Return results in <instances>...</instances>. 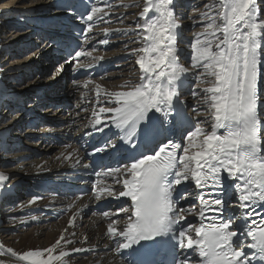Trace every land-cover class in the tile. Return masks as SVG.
Wrapping results in <instances>:
<instances>
[{"label": "snow or ice", "instance_id": "obj_1", "mask_svg": "<svg viewBox=\"0 0 264 264\" xmlns=\"http://www.w3.org/2000/svg\"><path fill=\"white\" fill-rule=\"evenodd\" d=\"M130 7L140 5L98 0L86 8L76 17L84 25V43L94 39L97 22L110 23L107 18L116 9ZM138 17L135 27L103 28L105 38L98 41L108 45V37L116 32L129 38L126 49L129 44L139 45L129 49L136 57L138 81H129L121 85L126 90L118 91L93 80L78 83L85 89L94 85L95 105L86 124L91 133L85 135L99 133L101 139L83 156L73 148L60 158L87 170L92 165L83 163L84 159L119 153L116 166L94 171L91 198L123 199L114 211H102L100 218L109 221L103 235L117 253L132 249L136 264H264V213L257 211L264 208V98L260 94L264 0L204 3L199 10L201 30L190 44V66L181 63L183 20L176 0H143ZM94 52V45L91 51L78 47L69 52L55 66L53 78L67 64L90 68L104 59ZM85 57L91 58L88 64L81 62ZM189 75L205 85L191 90L192 97L203 93L204 106L203 111L192 108V119L185 114L181 99ZM86 98L82 93V99ZM177 129L187 132L179 141L172 138ZM226 179L233 182L236 199L232 206L239 210L234 215L226 214ZM9 180L8 174L0 172V189L6 190ZM186 183L194 188L177 195L179 186ZM193 196L197 203L181 206L180 201ZM42 198L33 194L21 207L35 205ZM69 207L74 208V202ZM86 207H75L67 227L48 247L18 252L0 244V257H9L0 259V264H67L66 258L74 253L94 251L95 245L75 247L76 233L69 232ZM190 216L199 223H191ZM87 242V235L79 240L81 245Z\"/></svg>", "mask_w": 264, "mask_h": 264}, {"label": "bare ground", "instance_id": "obj_2", "mask_svg": "<svg viewBox=\"0 0 264 264\" xmlns=\"http://www.w3.org/2000/svg\"><path fill=\"white\" fill-rule=\"evenodd\" d=\"M31 1L33 3L27 5L24 0H9L6 2V6L4 4L3 7H0V28L5 30V34H10L12 32L11 29L14 28L16 31L13 32L12 38L6 41L8 43L1 42L2 39H0V52L4 51L7 53L11 49L17 48L19 52L18 54H25L27 56L26 59H23L24 62L23 60H21V62L20 59L17 58L15 60L17 64L10 60V65L8 67H0V103L5 99L13 104H16L17 102L22 103L31 99L28 104L23 106L19 105L18 107H23L19 109L14 108L10 103H6V112H0V114L4 115V117L0 116V163H2V165H0V172H4L10 176V180L6 182V190L0 189V203L7 202V200L12 202L13 198L16 196L19 198V200H17L7 212L0 216V244L4 245L5 248L10 247L8 244L4 243L1 235L8 234V231L20 232L19 235L15 237L16 243L14 242L11 247L18 252L42 249L50 246L55 239L59 237L60 232L67 227L68 219L73 211L71 210V212L66 215H58L59 219L55 217V214H57L59 209H55L54 214H42L39 211L40 209H53L54 204L59 202L53 197H43L41 200L37 201L35 205L21 207L22 204H27V201L30 199L18 194L23 193L21 187L24 186L23 184L25 181L33 183L35 179H43L61 169H68L74 161L63 160L60 158L62 153H66L75 148L78 149L81 154L80 146L78 144L75 145L72 143L70 147L59 148L56 147V145H51L47 139L45 140L38 137V135L35 134L36 130L32 127L33 124L37 123L36 119L38 116L36 115V112L38 111V113H40L46 111L45 116L47 119L44 123L40 124V129H42L43 133L55 131L52 134H56L59 139H62L63 133L68 132L72 135L70 140H74L75 137L73 135L80 131V129H84V131L90 129L86 127V124L92 116L93 106L95 105L96 100L95 93L92 91L94 85H89V88L85 89L83 87H78V83L86 80H93L100 83L107 90L118 91L126 90L122 89L121 85H126L129 81L133 83L138 81L134 79V75L131 74L134 70L131 71L129 69L131 71L129 72L124 68L126 64L120 61L123 57L130 58V60L134 58L135 60L136 57L129 54V49L139 45L129 44V48L126 49L124 44L128 41L127 37H124L125 35L122 33L116 32H113L108 37V45H101L98 43L100 39L105 38L102 31L105 27L111 29L123 28L128 25L135 27V21L139 18V12L135 15H131L130 12H133V8L125 10L126 14L129 15L128 19H125L126 21L128 20L127 23L123 22V24H121L120 21L117 23V19L121 16L118 17L115 12L107 18L110 20V23H96L93 32L94 39H91L87 44L85 43L83 47L91 51L92 46L94 45L95 52L93 55L103 56L104 59L94 62L90 68H83L86 69V73L80 76L83 78H73V81L68 82L66 76L69 70H64L60 77L61 80L57 82L56 85H52V82H41L39 79L45 74L44 70L49 71L52 69L51 71H54V64L50 63L53 58V54L50 55L52 48L50 43L51 38L46 37L39 42L38 40L44 36V32L41 31V28L45 25H53L60 17L69 18V16H72L73 14L70 10L71 8L66 5V3L71 0ZM31 1L29 0V3ZM83 1L90 4V7L93 4L98 3V0ZM124 1H127L128 3L130 1L129 4H135L134 0H123V3ZM197 1L198 0H193V3L190 4L189 10L191 11V14L189 16L185 15V19L182 23H187L185 26H182V29L185 30L183 33L184 35H180L179 41L181 63H184L185 66H190V44L194 39V34L201 30L197 28L199 26V19L195 20V14L202 9V7L198 10L195 9L194 5L200 6L197 5ZM110 2L117 4L119 0H110ZM203 4L204 3L201 5ZM100 6L103 5L100 4ZM186 6L187 5H185V7ZM142 7L143 5L140 7L139 11H142ZM52 11H56V13L50 15ZM130 18H132V20H130ZM15 22L23 24L11 26ZM9 26L11 29L8 30L7 27ZM82 26L84 27V25ZM24 29L26 30L22 33ZM53 30L55 31L56 29ZM181 32L180 29V33ZM15 33H18L19 35L15 38L17 41L13 44L11 41L15 40L13 38ZM21 35L32 39L33 42L31 44L23 43L19 40ZM11 45L14 47H11ZM19 48H22V50ZM90 60V57H85L81 59V62L88 64ZM98 64L104 68V71L99 76H95L94 72ZM134 66L136 67V72H139L138 66L133 64L132 67ZM121 69L123 70L118 73ZM13 70H16V72H13ZM115 71L117 74L112 76ZM20 76L22 78H20ZM114 77H117L115 82L113 81ZM17 79H19V82L16 91H14L10 89L8 82L12 80L17 81ZM204 86L205 85H199L196 82L195 77L192 75H189L184 83L181 99L185 101V114L190 119L194 116L192 113L193 107H197L200 111H203L204 108L199 100L200 97L196 99V97L191 96V90L195 89L199 91V88ZM185 88L189 89L185 90ZM51 93H54V96H51V99H47V101L50 100L49 102H44L43 99H37V96L40 94L48 95ZM82 93L86 95V99H82ZM260 94L261 97L264 98V88L262 87H260ZM101 99L104 98L102 97ZM198 100L200 103L195 102ZM43 103L46 104V107L41 109ZM262 105H264V103H262ZM30 106L32 108L29 109ZM104 106L115 105L105 104ZM79 107H81V111L77 112ZM98 107L99 106L96 105V110H98ZM13 111L15 113L14 115L10 114V117L6 116ZM261 116L264 118L263 106H261ZM32 120H34V122H32ZM194 124L195 120H193V126ZM208 130H210V125L208 126ZM222 131L223 130H221V132ZM33 138L39 139L34 143V145L38 144V147L27 144ZM38 166H43V170ZM30 182L29 185L26 186L27 188L30 186ZM91 199L93 200V198ZM71 204L72 202H66L65 207H69ZM77 204L82 205L83 200L78 201ZM33 215L37 217L35 221L31 219V216ZM100 217L101 215L95 217L91 215H89V217H77L76 227L70 228L69 232L76 233L75 239L77 240V243L74 245L75 247L82 246L88 248L91 245H95V249H102L106 248L105 245L107 244L108 250L89 253H74L66 258L67 264H127L125 261L114 257V251L111 249L112 243L103 235L106 230V224L109 221L103 220ZM189 218H191V216ZM120 226L122 227V225ZM85 235L88 237V242L81 245L79 240L83 239ZM7 242L10 243V240H7ZM0 259L9 260V257L6 255L0 257Z\"/></svg>", "mask_w": 264, "mask_h": 264}, {"label": "rangeland", "instance_id": "obj_3", "mask_svg": "<svg viewBox=\"0 0 264 264\" xmlns=\"http://www.w3.org/2000/svg\"><path fill=\"white\" fill-rule=\"evenodd\" d=\"M7 1H9V0H0V7H3L4 6V4H5V6H6V2ZM11 1V0H10ZM31 1V0H30ZM135 1V4H138V5H140V7L143 5L142 3H143V0H134ZM187 1V0H186ZM191 1V2H190ZM190 1H188V3H193V1L192 0H190ZM24 2L27 4V5H31L33 2L31 1L30 3H29V0H24ZM208 2V0H198L197 1V5H200V6H195L194 5V7H195V9H199L200 7H202V9L201 10H203V5H201L202 3H207ZM124 3H127V4H129L130 3V1H129V3L127 2V1H124ZM140 7H130V8H128V9H125V8H119V9H116L114 12L116 13V15L118 16V17H120V18H118L117 19V23L120 21V19L122 18V19H124L123 20V22H126L127 23V21L125 20V19H128V14H126V12H125V10H130V9H133V12H130V14L131 15H135V14H137L138 12H140L139 10H140ZM176 7H177V11L181 14V16H182V20H184L185 19V15L186 16H189L190 14H191V11L189 10V7L188 8H185L184 6H181V1H179L177 4H176ZM136 9V10H135ZM137 11V12H136ZM133 13V14H132ZM196 15V18H195V20H197V19H199V12L197 13V14H195ZM4 16V15H3ZM2 18V17H1ZM5 19V18H4ZM130 20H132V18H130ZM194 20V21H195ZM23 23H14L13 25H11V26H14V25H22ZM187 23H184V24H182V26H185ZM199 24V26L197 27V28H199V29H201V26H200V23H198ZM7 29L9 30V29H11V27L9 26V27H7ZM4 29L3 28H0V39H2V41L1 42H6V41H8L9 39H11L12 38V36H13V32H16L15 31V28L14 29H11V33L10 34H5L4 33V31H3ZM26 29H24L23 31H22V33L25 31ZM184 30L185 29H182L181 28V36H183L184 34ZM18 33H15L14 34V39L16 38V37H18ZM124 37H127V36H124ZM133 38H135V37H133ZM129 38L127 37V40H128ZM19 40H21L23 43H25V44H29V43H31V42H33V40L32 39H27L26 37H24V36H22L21 35V37H20V39ZM18 40V41H19ZM17 40L15 39V40H13V41H11V42H13V44L16 42ZM126 42H128V41H126ZM6 43H8V42H6ZM11 47H14L13 45H11ZM11 51V52H10ZM10 51H8L7 53H5L4 51H1L0 52V67L1 68H3V67H8L9 65H10V63H9V61L11 60L13 63H16V59L18 58V59H20V61L21 60H23V59H26V55L25 54H18L19 52H18V49L17 48H14V49H11ZM13 53V54H12ZM29 53V52H28ZM27 53V54H28ZM9 58V59H8ZM22 62V61H21ZM23 62H24V60H23ZM120 62H123V63H125L126 64V66L124 67L125 69H127L129 72H131V71H133V72H131V74H133L134 75V79H136V80H138V76H139V72H136V67L134 66V67H132L133 66V64H135V60H134V58H132V60H130V58L128 59V58H125V57H123L122 58V60L120 61ZM17 64V63H16ZM16 66V65H15ZM17 68V67H16ZM15 68V69H16ZM131 71H130V70ZM123 69H121L120 71H118V73L119 72H121ZM127 71V72H128ZM13 72H16V70H13ZM44 72H45V74H44V77L45 76H47L48 75V77H49V71L47 70V71H45L44 70ZM115 74H117L116 73V71L112 74V76L113 75H115ZM118 76V75H117ZM13 78V77H12ZM116 78L117 77H114L113 78V81L115 82V80H116ZM41 82H43V77L41 78V79H39ZM17 81H14V80H12V81H9L8 82V86L10 87V89H12V90H14V91H16V89H17ZM197 86V85H196ZM202 96H203V93H201V95L200 96H198V97H200L199 98V100L201 101V99H202ZM198 97H196V99L198 98ZM195 101L196 103H200V101ZM6 102H7V104L8 103H10V102H8V100L6 101V100H4V101H2V103H0V112H6V110H7V105H6ZM10 114L11 115H14L15 113H14V111L12 112V113H8L6 116L7 117H10ZM0 116L1 117H4V115H2V114H0ZM35 141H36V139H34V140H32V141H29L27 144L28 145H32V146H36V147H38L37 145H34V143H35ZM52 153V152H51ZM52 155V154H51ZM0 165H2V163H0ZM4 209V203L2 202V203H0V214H2L3 212H5V211H2ZM19 233L20 232H15V231H8V234H2L1 235V238H2V240L4 241V243H6V244H8L10 247H12L13 245V243L15 242L16 243V236L17 235H19ZM9 236V237H8ZM11 238V239H10ZM6 239V240H5ZM7 240H10V243L9 242H7ZM13 241V242H12Z\"/></svg>", "mask_w": 264, "mask_h": 264}]
</instances>
